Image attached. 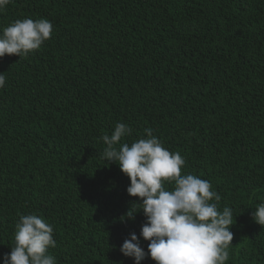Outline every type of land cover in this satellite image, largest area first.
Listing matches in <instances>:
<instances>
[{
  "label": "trees",
  "instance_id": "obj_1",
  "mask_svg": "<svg viewBox=\"0 0 264 264\" xmlns=\"http://www.w3.org/2000/svg\"><path fill=\"white\" fill-rule=\"evenodd\" d=\"M24 18L53 34L0 58V264L29 214L53 225L57 264H135L132 233L147 252L142 201L101 158L118 122L121 144L153 129L233 210L225 264H264V0H10L0 32Z\"/></svg>",
  "mask_w": 264,
  "mask_h": 264
},
{
  "label": "clouds",
  "instance_id": "obj_2",
  "mask_svg": "<svg viewBox=\"0 0 264 264\" xmlns=\"http://www.w3.org/2000/svg\"><path fill=\"white\" fill-rule=\"evenodd\" d=\"M10 0H0L3 12ZM53 24L44 18L17 19L0 32V58H26L52 38ZM6 76L0 74V89ZM132 133L130 126L116 123L111 135H103L101 158L118 164L130 179L127 192L138 197L140 212L146 217L140 237L148 242L147 252L135 233L120 252L135 264L150 257L155 264H225L232 245L233 210L219 209L220 195L209 181L182 172L186 161L179 152L166 149L146 128V138L120 143ZM136 215L127 213L128 219ZM253 220L264 227V202L257 205ZM56 247L54 227L35 214L20 215L15 225L14 246L3 264H57L49 249Z\"/></svg>",
  "mask_w": 264,
  "mask_h": 264
}]
</instances>
